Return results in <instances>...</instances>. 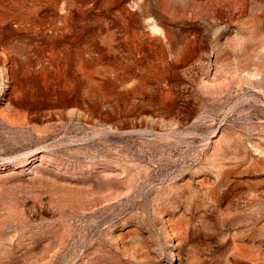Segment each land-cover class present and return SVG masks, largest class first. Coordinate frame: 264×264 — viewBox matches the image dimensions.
<instances>
[{
    "label": "rangeland",
    "instance_id": "374dc122",
    "mask_svg": "<svg viewBox=\"0 0 264 264\" xmlns=\"http://www.w3.org/2000/svg\"><path fill=\"white\" fill-rule=\"evenodd\" d=\"M0 264H264V0H0Z\"/></svg>",
    "mask_w": 264,
    "mask_h": 264
}]
</instances>
